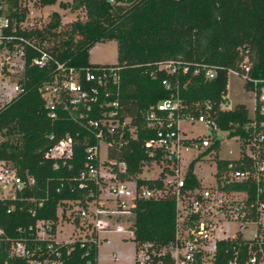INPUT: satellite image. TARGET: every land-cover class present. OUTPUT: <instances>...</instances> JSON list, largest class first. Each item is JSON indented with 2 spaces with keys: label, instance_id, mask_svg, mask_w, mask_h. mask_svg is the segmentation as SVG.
<instances>
[{
  "label": "trees",
  "instance_id": "trees-1",
  "mask_svg": "<svg viewBox=\"0 0 264 264\" xmlns=\"http://www.w3.org/2000/svg\"><path fill=\"white\" fill-rule=\"evenodd\" d=\"M27 1L0 0V18L6 17L9 21L4 33L21 37L31 44H24L23 71L17 80L23 91L0 104V161L16 169L24 179L34 178V184L11 191L14 197L0 198V228L10 239L0 241V264L5 261L26 264V259L9 257L11 240L21 236L19 227L27 228L36 219L56 220L59 212L71 220L66 215L67 210L88 208L98 199L100 191L93 182H87L86 188L78 187L89 146L104 142L107 158L103 163L123 161L126 164L123 172L117 163L112 165L116 180H134L137 187H162L166 168L154 179L140 176L144 165L154 160L159 163V156L149 157L143 145L156 136L157 128L149 126L145 118L152 111L151 107L171 98L173 93L180 100L181 114L205 112L216 121L220 131H228L229 137L248 138L252 120L250 105L237 103L229 108L224 105L228 72L237 70L250 78L264 80V0H34L39 7L58 2L61 9L84 12V20L76 19L66 25L61 24L57 11L51 13L46 23L25 25L29 13ZM110 40L117 42V63H90V49L96 43ZM18 43L22 42L16 40L8 48ZM39 50L52 57L42 67L31 62L33 57L40 56ZM245 59L247 71L241 66ZM167 60L186 63L188 71L171 74L158 69L156 63ZM57 63L78 70L80 83L88 91L93 86L98 88V101L92 103L93 108L85 111L84 106L79 107L86 114L83 121L104 118L110 108L100 109V102H117L113 108L117 111L114 123L118 124L114 132L105 128L102 137H97V128L89 129L71 117L77 109L65 103V96L57 106V116L48 115L42 88L59 72ZM99 66L119 67L117 78L105 86L108 97L103 95L104 87L85 80V72ZM206 68L213 69L214 77L206 76ZM164 79L170 82L171 89L162 85ZM244 86L248 89L249 82H244ZM157 115L166 117L159 112ZM67 131L73 138V155L55 168L54 161L46 158L45 153ZM50 134H54V140L49 139ZM208 138L213 140L211 146L193 159L185 171L190 187L199 185L200 180L193 171L195 160L219 148V139ZM214 160L216 176L230 161L239 169L248 168L251 161L246 156L237 160L219 159L217 154ZM227 188L247 191L254 199L255 183L251 179L232 182ZM34 199L43 200L42 207H37ZM31 208L36 210L35 216L30 214ZM128 216L133 221L135 243L150 242L159 251L173 240L175 199L171 193L137 198ZM256 218L254 212L250 219ZM73 222L83 228L78 217ZM84 252L78 244L69 254L64 248V264H86L88 258L94 261L97 247L92 248L90 256ZM253 257L264 258V240L244 238L239 233L234 238L217 239L209 260L210 264H231L234 260L236 264H256L251 262ZM161 264H172L168 252L162 256Z\"/></svg>",
  "mask_w": 264,
  "mask_h": 264
},
{
  "label": "built area",
  "instance_id": "built-area-1",
  "mask_svg": "<svg viewBox=\"0 0 264 264\" xmlns=\"http://www.w3.org/2000/svg\"><path fill=\"white\" fill-rule=\"evenodd\" d=\"M114 2L115 0H109ZM9 27V21L6 17L0 18V104L8 101L10 93L8 87H12V91H23L17 84L18 78L23 71V55L24 44L31 45L28 41L12 34H5L4 29ZM22 43L14 44V48H8V45L14 41ZM40 51V50H39ZM39 57L31 59L32 64L40 67L46 65L52 57L43 50L40 51ZM246 59L243 60L241 66L245 71ZM158 69L166 70L171 74L180 72L186 73L188 65L178 60H167L156 63ZM59 72L54 75L51 83L45 84L42 88L46 96V108L48 115L52 118L57 116V106L61 103V98L74 106L77 112L70 114L80 124L87 128L95 127L98 129L97 137H102L104 129L114 132L117 122L114 123V117L117 111L113 108L117 106V102H100L102 105L110 108L104 113V118L96 120L93 118L85 119V111H90L92 103L98 101V88L93 86L88 91L79 79V72L75 68H67L64 63H57ZM116 66H99L93 70L85 72L86 81H95L98 87H104L103 95L109 96V92L105 90V86L111 79L117 78ZM195 70L194 72H197ZM237 76H241L244 82H249V88L246 89L250 93L251 105L250 113L252 120L250 121L251 134L248 138L237 136L241 140L242 149L239 158L248 157L250 161L249 167L239 169L235 167L233 161H230L221 174L215 175V180L210 184H203L202 179L199 185L188 186L185 178V171L182 172L183 152L197 150L198 157L206 148L210 147L213 140L206 135L197 136L196 138L187 137L182 130V123L190 124L198 122L203 123L208 129L218 131L219 128L214 119L210 118L205 112L199 114H181L179 111L180 100L173 93L171 98L157 103L151 107V112L147 113L145 118L150 123L149 126H155L156 136L147 139L144 142V148L148 152L149 157L155 159L159 156V163L154 160L152 163L158 167L157 178L163 169H167L166 177L163 180L162 187L148 188L146 186L137 187L134 180L118 181L114 172L115 161H109L105 167V172H101V162L99 160V145H91L86 149V160L83 169L80 171L78 181L79 188H86L87 182H93L100 191L98 199L88 208H76V211L67 210L66 215L71 219L68 220L58 213V219H36L33 224L27 228H18L21 236L16 240H11L12 244L9 250V257L17 260L26 259V264H64V256L62 250L66 248V254H69L76 244L80 248L85 249V255L90 256L93 247H98L99 243L107 240L106 236L100 233L116 232L124 235L126 238L135 239L133 221L129 219L130 209L135 206L137 198H150L171 193L175 199V234L174 238L166 248L159 251L155 250L150 242L136 243L138 257L135 264H161L162 256L168 252L172 264H205L208 257L211 256L210 250L206 248L207 243L214 237L216 232L222 229L221 222L224 220H237L242 223L252 222L257 225L256 233L250 238L264 240V80L250 78L247 74H240L237 70H230ZM207 77H214L213 69L206 68ZM12 78L14 80H12ZM162 85L167 89H171L168 80H162ZM14 94V95H15ZM226 107H230L228 100L224 102ZM80 106L85 107V111H80ZM209 108V105H206ZM166 114L159 116L157 113ZM117 121V120H116ZM86 122V123H85ZM125 123L123 122L122 125ZM50 140H54V134L49 135ZM220 145V144H219ZM214 152V149L211 150ZM210 152V153H211ZM210 153L203 154L201 158ZM73 155V138L70 132H65L45 153V157L52 159L54 167L57 168L60 163L65 164ZM237 160V159H232ZM96 161H99L98 164ZM120 171H125L126 164L121 161L117 163ZM253 180L255 183L254 199L250 198L247 191H239L229 189L227 186L236 181ZM34 184V178L29 176L27 179L22 178L16 169L11 168L0 161V187L2 188L3 197H14L11 191L22 189L27 185ZM13 195H12V194ZM92 192H90V196ZM115 200L116 206L110 207L109 200ZM35 200V199H34ZM37 207H42L43 200H35ZM10 208L7 212H10ZM30 214L35 216L36 210L31 208ZM257 218L250 219L253 213ZM78 217L81 226H77V230L81 233L76 236L72 234L68 237L56 236V228L62 221H72ZM258 226L260 230H258ZM94 232L95 235H91ZM236 236V235H235ZM235 236H231L234 238ZM226 238V237H223ZM221 239V238H220ZM8 241L4 231L0 228V241ZM208 253V256L205 255ZM158 260L155 261V257ZM161 257V259H160ZM115 261L119 258L113 254ZM252 263L264 264V258H251ZM4 264H7L5 261ZM86 264H97V255L94 261L87 259ZM236 264V260L231 262Z\"/></svg>",
  "mask_w": 264,
  "mask_h": 264
},
{
  "label": "rangeland",
  "instance_id": "rangeland-1",
  "mask_svg": "<svg viewBox=\"0 0 264 264\" xmlns=\"http://www.w3.org/2000/svg\"><path fill=\"white\" fill-rule=\"evenodd\" d=\"M71 1V0H68ZM29 9L28 16L26 17L24 24H43L49 21L50 15L53 11H57L61 16V24L66 25L76 19H85L84 12L81 9L71 11L70 9H61L58 2L45 7H39L34 4V0L27 1ZM36 20V21H35ZM61 27L63 28L64 26ZM89 62L92 64H116L117 63V42L115 40L96 43L89 52ZM12 80H14L12 78ZM7 90L12 97L15 93L12 91V87H8ZM227 100L229 106L232 107L237 103H246L251 105L250 93L244 87V80L241 76H237L232 72H228V85H227ZM182 130L187 137H194L206 135L208 137L217 138L220 140L218 150L211 152L209 155L204 156L201 159H197L193 165V171L197 174L198 178L202 179L203 184H210L215 180V160L214 156L217 154L219 159H238L241 155L242 144L238 137H229L228 131H212L207 128L203 123L183 122ZM107 146L104 142H100L99 145V160L101 162V172H105V167L102 163L107 158ZM197 150H189L183 152L182 160V172L187 169L189 163L197 156ZM141 173L142 178H154L157 176L158 167L155 164L144 165ZM2 194V192L0 193ZM110 207L116 206V201L111 199L108 202ZM69 212V210H68ZM222 229L218 230L213 238L209 240L206 248L212 253L215 248V241L223 237H231L237 234H241L244 238L251 237L256 233L257 225L252 222L242 223L237 220H224L221 222ZM72 234L76 236L81 234L77 230V226L72 221H62L56 228L55 235L60 237H68ZM100 235L106 236L107 240L104 243H99L97 247V264H135L136 257H138V250L136 249V243L133 239L126 238L124 235L109 232L100 233ZM57 236V237H58ZM113 254L116 255L119 260L115 261ZM210 257H208L205 264H210Z\"/></svg>",
  "mask_w": 264,
  "mask_h": 264
},
{
  "label": "crops",
  "instance_id": "crops-1",
  "mask_svg": "<svg viewBox=\"0 0 264 264\" xmlns=\"http://www.w3.org/2000/svg\"><path fill=\"white\" fill-rule=\"evenodd\" d=\"M244 87H245V86H244ZM140 176H141V174H140ZM154 178H155V177H154ZM154 178H153V179H154Z\"/></svg>",
  "mask_w": 264,
  "mask_h": 264
}]
</instances>
